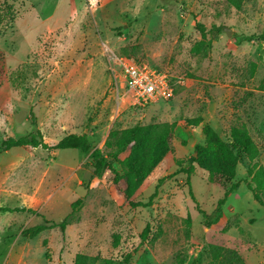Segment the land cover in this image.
Returning <instances> with one entry per match:
<instances>
[{"label": "rangeland", "instance_id": "374dc122", "mask_svg": "<svg viewBox=\"0 0 264 264\" xmlns=\"http://www.w3.org/2000/svg\"><path fill=\"white\" fill-rule=\"evenodd\" d=\"M11 11L13 19L4 17ZM199 29L207 46L195 52ZM260 36L264 0H242L238 9L228 0H0V148L3 138L23 135L35 123L48 144L86 133L107 154L103 142L113 127L174 124L171 152L132 197L147 201L163 177L145 207L122 198L110 170L93 175L78 149H0V205L59 221L81 198L63 232L53 228L32 239L21 231L41 217L0 213V264H73L79 252L94 264H224L233 251L244 264H264V206L246 185L247 168L264 167ZM115 57L165 71L172 95L132 106L121 89L116 93ZM196 116L223 139L230 125L243 123L259 151L253 161L240 158L238 186L222 205L223 187L209 181L207 170L195 165L187 185L175 163L185 165L203 142L201 124L187 122ZM112 165L121 171L118 161ZM210 246L222 247L221 257Z\"/></svg>", "mask_w": 264, "mask_h": 264}, {"label": "trees", "instance_id": "16d2710c", "mask_svg": "<svg viewBox=\"0 0 264 264\" xmlns=\"http://www.w3.org/2000/svg\"><path fill=\"white\" fill-rule=\"evenodd\" d=\"M228 2L238 9L242 0H228ZM6 14H4V17L10 16L11 19L14 18L12 11ZM198 25L196 24V26ZM199 31L202 39L192 46V50L195 52L202 51L207 46L203 30L199 29ZM260 39L264 41V36H260ZM128 59L136 61L131 57H128ZM4 78V67L0 62V85ZM187 122L194 126L201 124L203 142L194 145V154L188 156L185 165H183L181 160L175 161L178 171L185 173L186 183L190 185L189 176L193 173L195 165L207 170L209 181L223 187L222 197L218 200V205H222L226 201L227 196L238 186V182L234 181V178L240 158L244 156L249 161H253L259 154L257 145L243 123L230 125L229 137L228 139H223L208 123L202 122L201 116L190 118ZM33 126L32 130L23 135L3 138L0 149L2 151L12 147L27 149L41 147L51 150L78 149L87 155L93 175L100 176L106 170L112 172V183L131 207L148 206L156 195L163 177L157 179L154 191L148 196L147 201L134 202L132 200L133 195L150 175L154 167L171 152L174 134V124L166 121L147 124L137 123L122 128L113 127L107 132L103 142V147L108 149V153L105 154L102 148L91 145L86 133H69L61 137L56 143L48 144L43 140L40 131L35 127V123ZM126 149H128V153L120 159L118 155ZM113 160L119 162L121 171L112 165ZM247 174L250 177V180L246 182L247 188L252 192L253 198L264 206V197L261 196L264 194V167L252 163L247 168ZM80 202L81 198L74 200L70 205L69 213L59 221L47 219L38 210L28 207L0 205V213L31 212L35 216L41 217L40 222L24 227L21 231L23 236L32 239L41 232L53 228H59L63 232ZM146 231L147 227L141 233L142 239ZM210 247H212V256L214 258L221 257L222 250L224 251L222 247ZM73 264H94V258L79 252L75 254ZM224 264H244V262L233 251L226 257Z\"/></svg>", "mask_w": 264, "mask_h": 264}, {"label": "built area", "instance_id": "2783aa9c", "mask_svg": "<svg viewBox=\"0 0 264 264\" xmlns=\"http://www.w3.org/2000/svg\"><path fill=\"white\" fill-rule=\"evenodd\" d=\"M117 65L116 93L132 106L165 100L172 95L170 78L165 71L146 62H136L126 57H115Z\"/></svg>", "mask_w": 264, "mask_h": 264}, {"label": "water", "instance_id": "95a60500", "mask_svg": "<svg viewBox=\"0 0 264 264\" xmlns=\"http://www.w3.org/2000/svg\"><path fill=\"white\" fill-rule=\"evenodd\" d=\"M226 34H230L229 28H226Z\"/></svg>", "mask_w": 264, "mask_h": 264}]
</instances>
